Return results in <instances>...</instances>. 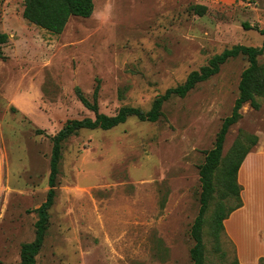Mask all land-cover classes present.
Masks as SVG:
<instances>
[{"label": "rangeland", "instance_id": "374dc122", "mask_svg": "<svg viewBox=\"0 0 264 264\" xmlns=\"http://www.w3.org/2000/svg\"><path fill=\"white\" fill-rule=\"evenodd\" d=\"M94 3L92 16H73L56 34L23 17L24 0H0V32L9 34L0 58V264L19 262L23 245L36 237V209L50 188L52 137L70 119L95 117L78 90L108 115L123 106L149 110L157 95L216 54L264 41L255 29L264 28V0ZM258 63L264 87V53ZM248 65L243 54L229 58L186 96L166 101L155 122L131 116L65 140L36 264H191L200 165ZM256 98L260 108L246 103L231 126L221 167L237 145L264 139V92ZM250 179L251 198L264 210V163ZM216 185L203 229L204 264H231L236 244L226 230L216 236L213 215L220 203L229 209L237 200L222 197L224 187Z\"/></svg>", "mask_w": 264, "mask_h": 264}, {"label": "trees", "instance_id": "16d2710c", "mask_svg": "<svg viewBox=\"0 0 264 264\" xmlns=\"http://www.w3.org/2000/svg\"><path fill=\"white\" fill-rule=\"evenodd\" d=\"M205 9L206 7H201ZM95 10L94 0H24L23 17L30 23L44 28L52 33L60 34L65 29L70 18L80 16L88 18L92 16ZM246 28H253L245 23ZM263 36L264 28L255 26ZM9 40V34L0 32V58H5L3 45ZM264 53V41L261 46L237 44L231 48H226L221 53L212 57L209 63L199 70L192 71L186 81L175 87L168 88L164 93L156 96L149 110H143L136 106H123L114 115H108L100 112L96 101L91 102L83 93L78 90V95L82 102L95 112V117H85L82 119H70L62 128L52 137L53 148L50 162L49 185L46 200L36 209L38 220L36 222V237L32 242L25 243L21 250V260L15 264H36V257L42 249L46 230L49 222L50 209L54 204L56 196V182L59 174V164L62 158L63 142L67 140L76 131L87 129H112L124 122L131 116H135L142 121H157L162 115L163 105L172 96H186L195 86L217 74L220 67L229 58L243 54L247 56L249 65L242 71L239 83V95L235 100L234 107L230 115L223 119L220 130L218 131L214 146L206 151L205 161L200 165L201 195L200 208L194 219L191 228V236L195 243L190 250L192 263H205V244L203 240L204 224L207 220V213L215 198L214 193L217 191V183L220 182L224 187L222 197L234 195L237 203L226 209L223 203L217 205L214 209L213 226L214 233L218 237L220 230H225V219L237 208L243 204L241 197L242 187L238 182L239 169L246 158L247 154L256 146L259 138L257 135L250 137V144L237 145L233 154L230 156L228 164L221 167L223 161V150L227 134L232 125L241 118V108L250 103L255 109H259L261 103L257 100V94L264 92L261 87L260 67L258 56ZM40 132V131H39ZM231 264H241L237 258ZM259 264H264L262 260Z\"/></svg>", "mask_w": 264, "mask_h": 264}, {"label": "crops", "instance_id": "0c3cea01", "mask_svg": "<svg viewBox=\"0 0 264 264\" xmlns=\"http://www.w3.org/2000/svg\"><path fill=\"white\" fill-rule=\"evenodd\" d=\"M255 147L257 149L247 154L238 172V182L244 186L241 190L243 204L224 221L225 230L236 244V258L241 264L264 261V210L256 196L251 198L250 190L251 175L257 173L260 162L264 163V139H259Z\"/></svg>", "mask_w": 264, "mask_h": 264}]
</instances>
